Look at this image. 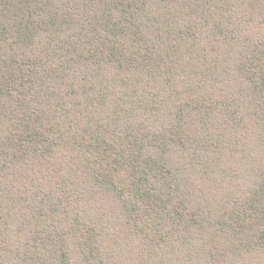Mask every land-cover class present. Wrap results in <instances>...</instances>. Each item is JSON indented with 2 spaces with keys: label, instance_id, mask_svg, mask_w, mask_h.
Wrapping results in <instances>:
<instances>
[{
  "label": "trees",
  "instance_id": "1",
  "mask_svg": "<svg viewBox=\"0 0 264 264\" xmlns=\"http://www.w3.org/2000/svg\"><path fill=\"white\" fill-rule=\"evenodd\" d=\"M0 264H264V0H0Z\"/></svg>",
  "mask_w": 264,
  "mask_h": 264
}]
</instances>
